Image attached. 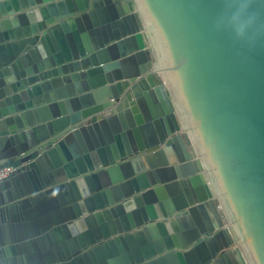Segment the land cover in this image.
I'll return each mask as SVG.
<instances>
[{"label": "water", "instance_id": "obj_1", "mask_svg": "<svg viewBox=\"0 0 264 264\" xmlns=\"http://www.w3.org/2000/svg\"><path fill=\"white\" fill-rule=\"evenodd\" d=\"M229 3L0 0V264H264V0L250 44Z\"/></svg>", "mask_w": 264, "mask_h": 264}, {"label": "clouds", "instance_id": "obj_2", "mask_svg": "<svg viewBox=\"0 0 264 264\" xmlns=\"http://www.w3.org/2000/svg\"><path fill=\"white\" fill-rule=\"evenodd\" d=\"M255 0H230L225 14L220 18L218 27L230 31L232 38L242 44H250L253 37L249 35L258 16L249 13V9ZM235 8V11L232 9Z\"/></svg>", "mask_w": 264, "mask_h": 264}, {"label": "built area", "instance_id": "obj_3", "mask_svg": "<svg viewBox=\"0 0 264 264\" xmlns=\"http://www.w3.org/2000/svg\"><path fill=\"white\" fill-rule=\"evenodd\" d=\"M13 170L12 167H4L0 169V181L7 177L9 173Z\"/></svg>", "mask_w": 264, "mask_h": 264}, {"label": "trees", "instance_id": "obj_4", "mask_svg": "<svg viewBox=\"0 0 264 264\" xmlns=\"http://www.w3.org/2000/svg\"><path fill=\"white\" fill-rule=\"evenodd\" d=\"M130 4L132 5V1H130Z\"/></svg>", "mask_w": 264, "mask_h": 264}, {"label": "crops", "instance_id": "obj_5", "mask_svg": "<svg viewBox=\"0 0 264 264\" xmlns=\"http://www.w3.org/2000/svg\"><path fill=\"white\" fill-rule=\"evenodd\" d=\"M29 264H30V261H29Z\"/></svg>", "mask_w": 264, "mask_h": 264}]
</instances>
